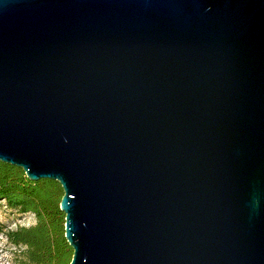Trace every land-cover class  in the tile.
Segmentation results:
<instances>
[{"label":"water","instance_id":"obj_1","mask_svg":"<svg viewBox=\"0 0 264 264\" xmlns=\"http://www.w3.org/2000/svg\"><path fill=\"white\" fill-rule=\"evenodd\" d=\"M0 162L70 264H264V0H0Z\"/></svg>","mask_w":264,"mask_h":264},{"label":"trees","instance_id":"obj_2","mask_svg":"<svg viewBox=\"0 0 264 264\" xmlns=\"http://www.w3.org/2000/svg\"><path fill=\"white\" fill-rule=\"evenodd\" d=\"M63 195L58 183L31 181L21 168L0 162V201L36 220L32 226L17 229H5L0 223V234L11 244L25 247L20 264H70L73 249L65 238V214L60 209Z\"/></svg>","mask_w":264,"mask_h":264},{"label":"rangeland","instance_id":"obj_3","mask_svg":"<svg viewBox=\"0 0 264 264\" xmlns=\"http://www.w3.org/2000/svg\"><path fill=\"white\" fill-rule=\"evenodd\" d=\"M36 222L34 216L30 213L21 214L8 209L5 201H0V223L5 229H17L19 227H29ZM24 246H15L11 244L4 234H0V264H20V252Z\"/></svg>","mask_w":264,"mask_h":264}]
</instances>
